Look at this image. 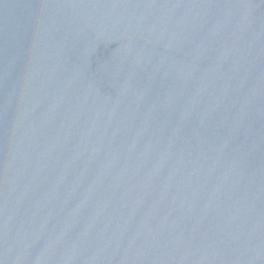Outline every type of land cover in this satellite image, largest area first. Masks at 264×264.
Masks as SVG:
<instances>
[{
    "label": "water",
    "instance_id": "95a60500",
    "mask_svg": "<svg viewBox=\"0 0 264 264\" xmlns=\"http://www.w3.org/2000/svg\"><path fill=\"white\" fill-rule=\"evenodd\" d=\"M0 264H264V0H0Z\"/></svg>",
    "mask_w": 264,
    "mask_h": 264
}]
</instances>
